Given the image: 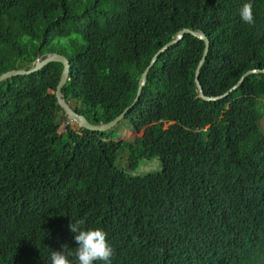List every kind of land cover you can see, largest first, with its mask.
Listing matches in <instances>:
<instances>
[{"label":"trees","instance_id":"trees-1","mask_svg":"<svg viewBox=\"0 0 264 264\" xmlns=\"http://www.w3.org/2000/svg\"><path fill=\"white\" fill-rule=\"evenodd\" d=\"M183 27L209 38L206 96L264 69V0H0V75L62 54L61 97L106 123ZM203 49L186 33L157 55L129 137L44 117L58 63L0 83V264H264V74L202 100Z\"/></svg>","mask_w":264,"mask_h":264},{"label":"water","instance_id":"water-1","mask_svg":"<svg viewBox=\"0 0 264 264\" xmlns=\"http://www.w3.org/2000/svg\"><path fill=\"white\" fill-rule=\"evenodd\" d=\"M186 33H190V34L198 37L199 39H201L204 42V49H203L201 58L197 64V67L195 70V75H194V82H195V85L198 89V97L201 98L202 100H205V101L219 100V99L225 97L230 91H233L234 89H236L248 75L260 74V73L264 74V69H253V70L245 71L238 78V80L226 92H224L218 96H206L203 92L201 85H200L199 75H200V70L203 66V63L205 61V58H206V55H207V52L209 49V38L202 31L193 30L189 27H183L176 32L175 37L173 39H171L170 41L163 44L161 47H159L152 54V56L150 57V60H149V65L146 67L144 72L141 74L140 83H139L138 89L136 91V95H135L133 101L131 102V104L126 106L122 110V112H120L116 117H114L112 120H110L106 123H98L97 124V123H95L96 118L93 119V122L89 121L85 115L79 114L78 112L73 110L69 106L68 102H65L63 100V98L61 97L60 90H61V88H62V86H63V84L67 78V73L69 70V63L66 60L65 56H63L62 54H58L56 52H49V53H46L43 57L38 54L36 56V60H35L34 65L30 69H28V70H12V71L5 72V73L0 75V83L3 81H6L7 79L13 78V77L30 75V74L38 71L39 69H41L43 66L47 65L48 63H58L61 65V70H60L59 77H58V80H57L55 88H54V98H55V104L58 106L59 109L62 110V112L64 113V115L66 117V120H69L72 123L77 124L78 126L85 128L87 130H90V131H100L101 132V131L110 130L112 127H114L115 125H117L118 123H120L123 120L124 115L139 100L142 88L144 87V85L146 83V78H147V74L149 72V68L152 66L157 55L160 54L161 52H163L166 48H169L170 46H172L175 43H177L178 41H180L182 39V37L184 36V34H186Z\"/></svg>","mask_w":264,"mask_h":264},{"label":"rangeland","instance_id":"rangeland-1","mask_svg":"<svg viewBox=\"0 0 264 264\" xmlns=\"http://www.w3.org/2000/svg\"><path fill=\"white\" fill-rule=\"evenodd\" d=\"M44 114V117L49 120V121H59L60 122V127H59V131L61 132L66 124H69V126L72 128V129H76L77 131L79 129H85V128H82L80 126H78L77 124H74L72 123L71 121L69 120H66V117L64 115V113L57 107V106H54L52 108H50L49 110L47 111H44L43 112ZM67 121H69V123H67ZM125 124V123H124ZM163 127H166V125H164ZM260 127L262 129V131L264 132V117L260 120ZM125 127L123 126H120V124H117L115 127H114V132H120L119 135L120 138L123 137V136H134V135H138L137 133H128L131 129L130 127H127L126 129H124ZM107 131V130H106ZM118 157H119V160L117 158V163L118 164H121V165H124L125 162H126V153L124 150H120L119 151V154H118ZM160 170V166H159V162L157 160H153L151 162H143L140 164V166L138 167L137 171H135L134 173H136L137 175H144L146 173H149V172H154V171H159Z\"/></svg>","mask_w":264,"mask_h":264},{"label":"built area","instance_id":"built-area-1","mask_svg":"<svg viewBox=\"0 0 264 264\" xmlns=\"http://www.w3.org/2000/svg\"><path fill=\"white\" fill-rule=\"evenodd\" d=\"M67 123H69V121H67Z\"/></svg>","mask_w":264,"mask_h":264},{"label":"clouds","instance_id":"clouds-1","mask_svg":"<svg viewBox=\"0 0 264 264\" xmlns=\"http://www.w3.org/2000/svg\"><path fill=\"white\" fill-rule=\"evenodd\" d=\"M253 70V69H252ZM67 125V124H66Z\"/></svg>","mask_w":264,"mask_h":264}]
</instances>
